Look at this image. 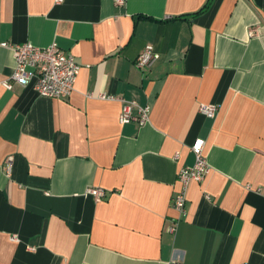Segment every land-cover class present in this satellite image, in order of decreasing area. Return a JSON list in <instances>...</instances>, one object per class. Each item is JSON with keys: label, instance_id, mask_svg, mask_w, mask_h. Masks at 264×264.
<instances>
[{"label": "crops", "instance_id": "1", "mask_svg": "<svg viewBox=\"0 0 264 264\" xmlns=\"http://www.w3.org/2000/svg\"><path fill=\"white\" fill-rule=\"evenodd\" d=\"M124 1L0 0V264H264V0ZM4 42L71 52V96L6 88ZM120 98L149 121L122 124ZM197 138L210 171L181 215Z\"/></svg>", "mask_w": 264, "mask_h": 264}, {"label": "built area", "instance_id": "2", "mask_svg": "<svg viewBox=\"0 0 264 264\" xmlns=\"http://www.w3.org/2000/svg\"><path fill=\"white\" fill-rule=\"evenodd\" d=\"M62 0H57L60 2ZM124 4V0H116ZM254 30L251 31V34ZM3 47H11L14 51L16 69L3 82V85L12 89L14 83L23 87L33 86L41 96L50 98L67 99L75 90L77 79L81 70V64L76 57L64 50L57 43L48 46H37L31 42L22 43H2ZM159 58V54L148 46L137 57L136 65L142 70L150 68ZM103 99H114L115 96L103 93ZM122 109L120 122L128 124L137 122L139 125L146 124L150 119L151 106L140 105L136 100L120 98ZM201 112L210 118H214L218 112V106L207 104L201 106ZM206 142L203 138H197L191 145V151L195 155V162L191 166H185L179 170L178 180L181 184L180 190L172 198V206L181 215L186 214L188 204V192L192 182H202L208 172L210 165L205 155ZM9 173L11 165L8 166ZM88 193L97 201L107 197V191L100 187H90ZM173 227L171 230H174Z\"/></svg>", "mask_w": 264, "mask_h": 264}, {"label": "trees", "instance_id": "3", "mask_svg": "<svg viewBox=\"0 0 264 264\" xmlns=\"http://www.w3.org/2000/svg\"><path fill=\"white\" fill-rule=\"evenodd\" d=\"M211 3H212V0H208V1L206 2V4L203 6V8H201V10H199V11L196 12V13H201V12H203L205 9H207V8L210 6ZM178 18H183V16H180V17H178Z\"/></svg>", "mask_w": 264, "mask_h": 264}]
</instances>
